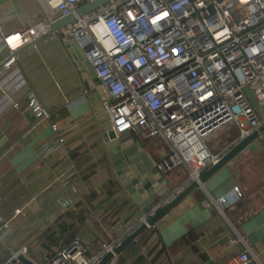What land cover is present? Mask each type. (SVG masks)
<instances>
[{
  "label": "crops",
  "instance_id": "0c3cea01",
  "mask_svg": "<svg viewBox=\"0 0 264 264\" xmlns=\"http://www.w3.org/2000/svg\"><path fill=\"white\" fill-rule=\"evenodd\" d=\"M46 1L0 0V23L6 31L34 27L41 34ZM15 52L14 63L0 75V263L25 246V256L45 264L75 237L89 256L123 237L145 214L110 163L104 124L89 97L100 108L97 93L83 89L75 60L60 41L46 35ZM6 55L0 51V63ZM30 95L48 116L35 115ZM227 129L220 143L206 141L211 153L234 143L237 128ZM140 141L156 161L170 150L161 136ZM258 145L264 151L260 141L251 142L107 264H264V174L247 160ZM165 174L180 187L189 169L180 165ZM222 196L225 202L218 201ZM244 248L251 256L245 262L239 259Z\"/></svg>",
  "mask_w": 264,
  "mask_h": 264
},
{
  "label": "built area",
  "instance_id": "2783aa9c",
  "mask_svg": "<svg viewBox=\"0 0 264 264\" xmlns=\"http://www.w3.org/2000/svg\"><path fill=\"white\" fill-rule=\"evenodd\" d=\"M85 1L47 0L46 8L64 16ZM46 29L47 23L41 33ZM57 33L75 39L88 59L116 135L165 139L170 150L157 161L164 173L185 165L188 178L197 179L221 154L206 144L216 131L236 127V141L264 126V0H109ZM39 34L34 27L6 31L0 23V51H7L0 75ZM28 103L37 117L48 116L34 96ZM259 134L264 140V130ZM121 238L87 256L75 237L45 264H94ZM25 252L11 251L0 264H26L17 257ZM250 258L248 248L239 253L244 262Z\"/></svg>",
  "mask_w": 264,
  "mask_h": 264
},
{
  "label": "water",
  "instance_id": "95a60500",
  "mask_svg": "<svg viewBox=\"0 0 264 264\" xmlns=\"http://www.w3.org/2000/svg\"><path fill=\"white\" fill-rule=\"evenodd\" d=\"M107 1L109 0L85 1L78 5L73 12L64 16H58L56 9L49 10L45 19L47 29L34 39L36 41L48 35L60 41L70 59L75 60L74 62L82 79L83 89L96 92L99 100L105 97L106 91L95 76L88 59L78 49L75 39L60 37L57 32L62 26L92 12ZM89 97L94 103L97 116L104 124L102 137L112 168L123 187L138 204L142 212L148 215L145 221L140 222L131 231L127 232L112 249L103 252L94 264H107L113 255L121 252L138 233L162 217L180 198L194 187L200 186L201 182H204L214 171L239 154L251 142L258 140L264 145V140L259 134V131L264 130L263 126L229 145L215 161L200 171L197 179L187 178L180 187H175L171 179L158 168L157 161L144 151L140 139L132 132H123L116 135L110 128L106 114L94 102L92 96ZM167 197L168 199L164 200ZM17 257L26 264H36L31 258L22 253H18Z\"/></svg>",
  "mask_w": 264,
  "mask_h": 264
},
{
  "label": "rangeland",
  "instance_id": "374dc122",
  "mask_svg": "<svg viewBox=\"0 0 264 264\" xmlns=\"http://www.w3.org/2000/svg\"><path fill=\"white\" fill-rule=\"evenodd\" d=\"M228 130L229 129H226V128L219 129L213 135H211L208 139H206L207 143L210 146L213 145V144H216V143H220L221 140H223V137L229 135L228 134L229 133ZM150 138H152V137H145L143 139L149 141ZM161 148L164 150V147L161 146V145H160V148H158V150H160ZM248 157L249 158L247 160H251L253 162L252 164H253V167L255 166V168H254L255 171L258 174H264V151L262 150V148L258 145L256 148L250 149L249 152H248Z\"/></svg>",
  "mask_w": 264,
  "mask_h": 264
},
{
  "label": "snow or ice",
  "instance_id": "6c2138e0",
  "mask_svg": "<svg viewBox=\"0 0 264 264\" xmlns=\"http://www.w3.org/2000/svg\"><path fill=\"white\" fill-rule=\"evenodd\" d=\"M11 42V41H10Z\"/></svg>",
  "mask_w": 264,
  "mask_h": 264
}]
</instances>
